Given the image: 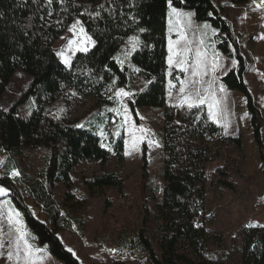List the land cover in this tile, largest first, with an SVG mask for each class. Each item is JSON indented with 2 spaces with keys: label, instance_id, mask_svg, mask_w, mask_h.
<instances>
[{
  "label": "trees",
  "instance_id": "obj_1",
  "mask_svg": "<svg viewBox=\"0 0 264 264\" xmlns=\"http://www.w3.org/2000/svg\"><path fill=\"white\" fill-rule=\"evenodd\" d=\"M224 1L230 5L251 0ZM98 4L115 11L111 14L104 11L101 18L92 19L87 12L96 9ZM128 4L129 0H112L111 3L110 0H72L67 10L54 3L53 15L49 17L47 5H43L42 0L41 3H33V0H0V98L17 69L30 76L21 97L13 105L0 108V156L3 153L16 156L22 147L44 151L43 165L38 174L32 178L22 173L21 177L27 196L42 205L48 223L38 221L24 203L20 188L9 177L12 163L0 175V186L9 189V199L20 212L38 247L44 248L62 264H81L64 247L57 234L71 231L73 223L81 230L84 224L82 217L86 213L84 211L79 218L66 210L62 215L54 196L58 187L63 189L60 203L75 199V192L85 199V196L103 189L120 190L122 180L112 172L82 177L83 191L72 189L71 173L83 161L106 164L112 155L117 163H122L123 142L118 137L110 142L108 148L102 146L100 136L88 126L65 124L43 112L41 105L54 102L66 89H88L97 97L96 104H100L101 93L114 79L117 86L126 87L128 68L118 64L113 57L129 35L135 34L138 28H145L147 31L141 33L140 37L148 47H141L133 53L130 63L141 69L138 75L148 80L155 79L143 91L133 93L130 110L135 116L136 108H164L161 127L162 184L159 198L149 208L144 188L149 177L148 160L143 145L139 175L143 207L136 228L119 232L117 244L132 254H147L151 264H264V227L260 226L240 229L238 263L206 258L204 247L208 232L204 166L208 160V149L196 142L218 133L219 127L209 119L203 106L186 108L181 113L165 106L167 0H134L135 6L131 8ZM173 5L191 10L197 20L209 21L217 30L219 50L231 54L237 61L235 68L230 69L222 80L227 88L238 91L245 99L264 174L263 119L244 78L251 65L249 68L231 25L221 15L214 0H173ZM130 15H135L138 23H132ZM78 16L97 44L87 54L76 53L72 67L68 68L61 63L52 46ZM57 20L61 23L57 24ZM28 96L35 98L37 108L24 118L18 113L17 105ZM112 116L111 113L107 114L108 123ZM226 140L236 145L239 143L238 138ZM108 206L106 200L105 207Z\"/></svg>",
  "mask_w": 264,
  "mask_h": 264
},
{
  "label": "rangeland",
  "instance_id": "obj_2",
  "mask_svg": "<svg viewBox=\"0 0 264 264\" xmlns=\"http://www.w3.org/2000/svg\"><path fill=\"white\" fill-rule=\"evenodd\" d=\"M214 3L220 9L221 15L231 25L233 34L240 45V51L248 60L249 68L251 65V69L245 73L244 78L249 86L255 105L262 115L261 138L264 148V39L260 38L264 36V7H257L261 0H251L246 3L230 5H226L224 0H214ZM178 9H182L185 12L191 11L183 8ZM186 20L187 18H183V20L175 21L174 31L171 36L173 40H176L181 32L186 34L187 41L191 43L185 45V41H181V47L187 46L191 49L187 53L189 62L195 60L196 51L199 49L205 53L208 61H211L214 53L218 54L221 57L220 63L226 73L230 69L235 68L231 63L234 57L231 54L223 53L217 46V30L214 35L209 31L207 36L203 37L205 41L203 45L199 43L201 35L200 31L196 30V26L208 23L211 28L215 29L209 21L197 20L193 16V27L187 28L185 26ZM67 28L54 41L52 46L54 52L65 45L66 40L62 39V37L71 38L72 34L68 33ZM168 28L167 8L165 106L181 113L188 107L187 105L182 107L177 105L175 96L179 89V82L175 77L183 79L185 76H189L191 78V70H189V73H184L179 68H175L172 76H168ZM127 38L116 51L114 57L121 53ZM59 60L64 64L60 58ZM124 66L129 71L127 86L120 87L116 85V82L115 85L111 83V90H109V85L101 93L102 102H99L100 104H96L97 97L88 89L82 91L66 89L54 102H46L41 105L43 112L65 124H83L88 126L92 132L100 136L103 145H107V148L110 146V142L118 137H121L123 142L122 163H117L114 155H112L110 161L106 164H101L98 161H83L76 165L71 173L72 189L83 191L82 177L112 172L122 180L120 190L103 189L96 191L89 197L85 196V199L84 196H80L78 192H75L77 196L75 199L68 203H60L63 189L58 187L54 196L57 208L62 213L65 214V211L69 210L74 215L79 216V218L82 217L84 211L86 213L85 217H82L84 224L81 230L77 229L76 224L73 223L71 231H62L57 234L64 247L67 250L71 248L73 250L71 253H75L74 257L81 264H114L116 262L122 264H151L147 254H132L120 247L116 242L119 232L136 228L143 207V199L139 190L141 149L143 145L146 148L148 160L149 177L144 188L146 192L145 201L149 208L159 198L163 171L161 146H149L147 139L139 144V151H133L132 155H125V141L130 142L132 135L127 130V125H124L123 117L115 112L108 111V109L119 107L115 97L113 99L108 98L113 95L116 89L124 88L126 91L135 93L145 89V82L148 81V79L134 71V66L130 61L126 62ZM224 75V70H218L216 72L218 80L213 86L216 89V99L220 101L219 106L214 109L216 118L209 117L207 103L198 105L204 107L209 119L219 127L218 133L206 136L204 140L196 142L197 145L208 149V160L204 166L208 241L205 244L204 253L207 259L213 261L238 263L240 260V229L244 226L259 227L258 225H264V174L258 149L253 140L245 99L238 91L231 90L225 86L222 80ZM169 79H172L176 84V88L173 89V99H170L167 94ZM203 79L205 81L210 80L211 73L203 77ZM29 82L30 76L17 69L12 74L8 87L0 98V108L13 105L16 99L21 97ZM221 83L225 86V92L218 90V85ZM204 87H207V84ZM131 100L132 96L124 98L129 109V119L134 121L137 127L143 126L145 129L151 130L150 133L146 134L147 138L156 140L161 145L162 111L164 108H136L134 116L130 110ZM17 108L18 113L22 117L27 118L31 111L37 108V103L35 98L28 96L17 105ZM61 109L63 111H60ZM109 113L113 115L110 123H108L107 117ZM225 124L228 126L227 133H225ZM101 130L106 134L105 136L99 134ZM226 138H238L239 143L236 145L226 140ZM128 150L132 151L130 145ZM43 154L44 151L42 149L27 147H22L20 153L16 156L3 153L0 156V161L3 162L0 163V175L12 163L9 177L14 179L15 185L20 188L24 203L33 216L38 221L47 224L48 220L43 213L42 205L27 196L22 187L24 181L23 177H21L22 173L31 175L32 178L38 174L43 165ZM13 168L19 170L21 175L17 177L10 175ZM106 200L109 202L108 207H105ZM0 201H10L9 196H0ZM11 206L15 211H18L12 203ZM7 207V205L0 207V212L3 213V215H0V226H2L0 238L4 240L5 244L9 240ZM20 218L22 220L21 214ZM22 223L29 233V241L35 247H38L36 240L25 226L23 220ZM41 256L43 259L40 258ZM33 262L34 264H62L55 260L46 250L43 253H34L32 262H29V264H33ZM0 264H5L3 258H0ZM7 264H14V262H7ZM20 264H25V262L21 260Z\"/></svg>",
  "mask_w": 264,
  "mask_h": 264
},
{
  "label": "snow or ice",
  "instance_id": "obj_3",
  "mask_svg": "<svg viewBox=\"0 0 264 264\" xmlns=\"http://www.w3.org/2000/svg\"><path fill=\"white\" fill-rule=\"evenodd\" d=\"M71 2L72 0H42V4L47 5L46 11L49 17L53 15L54 9L52 8V5L54 3L59 4L63 10H67V6H69ZM111 2L112 0H110V3ZM33 3H41V0H33ZM128 6L130 8L134 7V0H129ZM167 6L169 24L167 74L169 77H171L175 68H179L184 73H189V70H191V78H189V76H185V78L183 79H181L180 77H175V79L179 82V89L175 96L177 105L181 107L187 105L188 108H194L198 105H203L207 103L209 107V117L215 119L216 112L214 111V109H216L220 104V101L216 99V89L213 87L216 84V81L218 80L216 72L218 70H224L226 74V70L223 69V65L220 63L221 57L218 54L214 53L211 61H208L205 53L197 49L195 60L189 62V57L187 53H189L191 49L187 46L181 47V41H185V45L191 42L187 41V37L184 32H181L179 38L176 40L172 39L171 33L174 31L175 21L183 20V18H187L185 26L187 28H192L194 23L192 17L195 15V13L192 11L185 12L182 9L176 8L173 5V0H167ZM257 7H264V0H261V3L257 5ZM104 11H108L111 14L115 11V9H105L104 4H98L96 6V9L91 12H87V9H85V12H87L89 17L92 19L101 18ZM83 14L84 13H81L80 15ZM209 15H211V13H209ZM41 19L43 20L44 17L41 16ZM129 19L134 24L138 23L135 15H130ZM56 23L60 24L61 21L57 20ZM125 23H127V21H125ZM196 30L200 31L201 38L199 40V43L201 45L205 43L203 37L207 36L209 31H211L213 35L216 32V29L211 28L208 23H204L203 25H197ZM67 31L68 33L72 34L71 38H68L67 36L62 37V39L66 40V43L59 50H57L55 54L62 60L66 67L71 68L73 56H75L78 52L87 54L89 51H91L92 48L96 46L97 41L93 39V37L87 32L84 26V22L79 18V16L75 18L74 21L68 26ZM146 31L147 30L145 28H138L136 34L128 36L125 47L121 50V53H119L116 57H113V59L118 64L123 66L126 62L130 61L133 53H135L138 49H140L141 47H148V45H145L144 41L140 37V34ZM260 38L264 39V36ZM231 63L232 66L235 67L237 61L233 59ZM134 71L140 72L141 69L134 67ZM209 73H211V79L205 81L203 77L209 75ZM154 79L155 77H153L152 80L146 81L144 87L147 88V86L151 84ZM205 84H207V87H204ZM112 85H115V79L112 81ZM111 88L112 86L110 85L109 90H111ZM167 88V94L169 98L173 99V89L176 88V84L173 82L172 79L168 80ZM143 90L144 89H141V91ZM218 90L220 92L226 91L225 86L222 83L218 85ZM132 95L133 93L126 91L124 88H118L114 91L113 95L108 97L109 99H113L115 97L119 104L118 108L108 109V111L115 112L117 115L123 117L124 125H127V130L132 135L130 142L127 140L125 141V155H132L133 151H139V144L145 141L146 139L149 146H161L158 141L147 138L146 134L150 133L151 130L145 129L143 126L137 127L135 125V122L129 119V109L127 103H125L124 101V98H130ZM60 111H63V109H61ZM245 115H247V113H245ZM57 118L59 117L57 116ZM177 123H179V121H177ZM76 127H84V125L78 124L76 125ZM224 127L225 133H227V124H225ZM99 134L101 136L106 135L102 130ZM129 145L132 151L128 150ZM102 146L107 147V145ZM0 163L3 162L0 161ZM10 175H12L13 177H17L20 176L21 173L19 172V170L13 168ZM8 192V188L0 186V196H7ZM4 205L8 206L7 223L9 225V240L8 243L5 244L4 240L0 238V258H3L5 264H7V262H14V264H20L21 260H23L25 264H29V262H32V257L34 253H43L45 249L35 247L29 241V233L23 226L22 220L20 218V213L13 209V207L11 206V202L0 201V207H3ZM0 215H3V213L0 212ZM258 226L264 227V225ZM0 231H2V226H0ZM68 251L72 252L73 250L69 248ZM73 255H75V253H73ZM40 258L43 259L42 256Z\"/></svg>",
  "mask_w": 264,
  "mask_h": 264
}]
</instances>
